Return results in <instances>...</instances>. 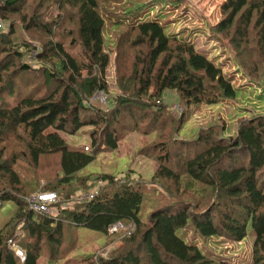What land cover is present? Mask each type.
I'll use <instances>...</instances> for the list:
<instances>
[{
  "label": "trees",
  "instance_id": "trees-1",
  "mask_svg": "<svg viewBox=\"0 0 264 264\" xmlns=\"http://www.w3.org/2000/svg\"><path fill=\"white\" fill-rule=\"evenodd\" d=\"M122 1L0 0V20L8 23L0 29V207L15 204L0 228V264H235L196 238L241 242L249 229L251 251L239 264H264V113L242 119L233 135L213 123L180 137L191 109L231 101L237 87L221 64L151 18L160 3L125 11L129 2L121 11ZM227 8L231 19L239 16L228 40L235 64L259 79L264 0H229ZM111 26L118 31L120 93L100 107L90 99L108 90L104 32ZM167 89L183 106L178 116L162 100ZM87 131L90 152L71 147L63 135ZM130 133L141 138L137 153L156 163L149 183L162 190L157 198L130 173L121 182L110 173L80 172ZM39 174L45 183L33 190L31 178ZM97 183L92 199L69 203ZM42 191L56 193L53 213L28 208L25 197ZM118 221L132 230L110 233ZM187 226L196 235L191 241L178 234ZM87 230L96 232L93 241L103 239L101 248L117 238L120 244L106 255H75Z\"/></svg>",
  "mask_w": 264,
  "mask_h": 264
},
{
  "label": "rangeland",
  "instance_id": "rangeland-1",
  "mask_svg": "<svg viewBox=\"0 0 264 264\" xmlns=\"http://www.w3.org/2000/svg\"><path fill=\"white\" fill-rule=\"evenodd\" d=\"M147 1L148 0H123L118 3L116 9L121 8V11H123V5L125 6L130 2L125 8V11H128L129 9H133L134 6L146 3ZM155 1L160 4L152 8L154 16L149 14L151 18L157 17L161 19L164 24L166 23V30L168 33H176L186 37L194 43L197 49L206 53L216 63L221 64L223 73L227 75V77H231L232 83L237 87L236 97L231 101H223L218 104L207 106L202 105L198 108L191 109L189 116L182 125L179 136L192 138L197 134L199 128L213 123L220 124L224 126V128L226 127L223 131L224 135H233L242 119H247L255 114L264 113V73L261 78L254 80L248 75H242V69L240 66H236L234 53L228 45V40L234 34L239 19L238 15L232 19L230 18V10L227 8L229 0ZM161 1H168V4L162 3ZM169 1L175 2L177 6L174 8L173 4ZM162 8H164V10ZM0 21L3 22L2 20ZM3 25L4 27L0 29H7L8 23L4 22ZM114 27L119 28V25L116 24ZM114 27L112 28L114 29ZM110 29V27H107L104 32V47L109 52V63L104 76L108 90L107 92L98 90L91 97H95L99 92H104L107 96L106 101L96 102L100 107L107 106L110 103V99H113L114 96L120 93V89L116 84V53L114 52V44L118 31L116 28V30ZM81 73L85 74V71H81ZM162 100L166 102V105L175 116H178L182 112L183 106L178 101V96L173 90H165L162 94ZM88 134L89 132L87 131L84 133L79 132L74 135H63L71 147L90 152L91 144ZM140 140L141 138L139 139L137 134H128L118 143L117 148L112 151L99 152L95 156V159L87 164L80 172L84 173V175L91 174L92 178L102 173H110L116 178H121V182H124V176L130 173L131 177L134 178V183H142V186L144 185V191L147 192L148 195L152 192L156 198L159 197L162 190L158 187L153 188V185L149 183L156 163L137 153V149L141 143ZM48 174L50 175L51 173L48 172ZM38 176L39 178L37 179L31 178L33 180V190H37L45 183L42 174ZM25 178L29 179V174H26ZM36 183L38 185H36ZM98 188L99 183L95 184L91 190L96 189L97 191ZM188 194L187 196H189ZM72 202H75L74 198H72L69 203L73 204ZM150 203V208H153L155 206L154 202L151 200ZM14 212L15 204L13 202L6 201L2 204L0 207V228L13 216ZM51 212H54L53 208ZM95 233V231L87 230V234L81 236L80 239L84 241L85 244L75 255H85L95 251L97 253H102V255H106L111 247H116L120 244V240L117 238L113 243L101 248L103 239L100 240L99 238L93 241V239L90 238ZM178 234L187 241L196 238L195 232L190 226L180 229ZM252 239L253 234L251 229H249L247 238L241 242L220 241L217 237H211L209 239L202 237L196 238L197 243L205 251L214 255L223 253L224 255L230 256L231 261L235 264H239L242 259L249 258ZM40 264H44V261H41Z\"/></svg>",
  "mask_w": 264,
  "mask_h": 264
},
{
  "label": "built area",
  "instance_id": "built-area-1",
  "mask_svg": "<svg viewBox=\"0 0 264 264\" xmlns=\"http://www.w3.org/2000/svg\"><path fill=\"white\" fill-rule=\"evenodd\" d=\"M3 22L0 21V28H3ZM107 99V96L104 94V92H99L95 97L90 99V102H105ZM96 193V189L90 190V191H83L74 197L75 202H82L86 200H90L93 198V196ZM25 201L28 205V208L32 211L44 213V214H50L52 213L51 210L53 208V204L58 201V197L55 192L51 191H42V192H36L31 193L25 197ZM119 230L129 232L132 230V226L130 224H124L120 221L115 222L114 224L109 226V232L115 233ZM8 244H11L13 248H15V251L17 255L21 258H23L24 254L23 252L18 249L15 244L8 240Z\"/></svg>",
  "mask_w": 264,
  "mask_h": 264
}]
</instances>
